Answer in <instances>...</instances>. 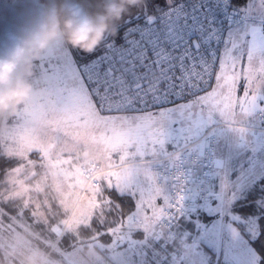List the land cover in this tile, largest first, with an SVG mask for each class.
<instances>
[{
    "label": "rangeland",
    "instance_id": "1",
    "mask_svg": "<svg viewBox=\"0 0 264 264\" xmlns=\"http://www.w3.org/2000/svg\"><path fill=\"white\" fill-rule=\"evenodd\" d=\"M139 3L142 8L146 0ZM263 4L264 0H249L241 8L245 19L237 24L244 28L228 36L227 49L222 53L214 89L229 97L231 105L226 111L218 110L205 116L191 134L181 133L183 125L173 127L163 145L154 151L130 144L113 154L101 140L103 129L80 135L72 128H65L59 114H42L39 106L49 98L55 62L71 50L58 43L45 53L34 67L33 83L38 95L16 115L4 118L0 125L1 152L18 160L8 171L7 184L0 191V256L6 257L9 264L15 257L21 258L24 248L46 252L41 243L48 245L49 240L37 231L36 223H48V216L56 207L54 203L62 216L60 223L53 227L58 238L66 231L89 223L95 211L107 204V196L100 198V189L105 187L103 181L113 168L119 170L121 180L112 183H118L122 192L132 195L137 191L159 189L162 195L158 203L161 204L166 188L152 171L154 162L212 130L218 138L217 197L206 208L211 215L209 221L203 223L205 215L199 218L206 228L203 236L194 231L195 238L186 240V244L176 239L163 246L154 240L160 216L150 215L147 221L141 216L114 228L111 243L98 240L84 252L83 245L68 251L55 248L66 264H261L256 250L233 223L234 220L246 223L251 234L256 236L257 217L244 218L233 213L231 207L244 189L264 175V146L259 138L264 133L254 135L241 125L253 124L257 113L264 108V17L260 12ZM217 118L239 126H220ZM91 164L100 172L97 187L87 186L85 171ZM19 197L23 198L19 214L5 219L2 204ZM134 229H142L138 232H143L144 236H137L138 232L133 236ZM186 229L191 230L189 226ZM119 240H124L126 245L118 246ZM97 248L108 249L109 260Z\"/></svg>",
    "mask_w": 264,
    "mask_h": 264
},
{
    "label": "snow or ice",
    "instance_id": "2",
    "mask_svg": "<svg viewBox=\"0 0 264 264\" xmlns=\"http://www.w3.org/2000/svg\"><path fill=\"white\" fill-rule=\"evenodd\" d=\"M232 2L146 0L123 24L119 39L96 55L70 51L56 60L49 98L40 112L59 114L63 126L80 135L103 129L101 140L113 154L130 144L154 151L177 125H183L181 133H193L205 116L226 111L232 103L213 87L226 37L244 28L224 23L228 16L239 18ZM113 180H121L117 168L100 190L108 193L107 215L116 219L110 228H105L107 217L96 221L98 233L111 236L124 222L166 213L156 189L133 192L135 208L124 214V192ZM138 231L143 230L134 229L132 235Z\"/></svg>",
    "mask_w": 264,
    "mask_h": 264
},
{
    "label": "clouds",
    "instance_id": "3",
    "mask_svg": "<svg viewBox=\"0 0 264 264\" xmlns=\"http://www.w3.org/2000/svg\"><path fill=\"white\" fill-rule=\"evenodd\" d=\"M140 0H107L102 12L86 11L72 0L43 7L36 17L0 46V119L16 115L38 95L33 83L35 64L54 45L92 55L109 36L128 7ZM20 264H57L39 248H24Z\"/></svg>",
    "mask_w": 264,
    "mask_h": 264
},
{
    "label": "trees",
    "instance_id": "4",
    "mask_svg": "<svg viewBox=\"0 0 264 264\" xmlns=\"http://www.w3.org/2000/svg\"><path fill=\"white\" fill-rule=\"evenodd\" d=\"M249 0H233V5L236 8H242L244 5L247 4ZM63 2V0H29L27 4V9L29 10L28 14H21L17 11V8L14 9H8L6 11L0 10V46L3 45V43L6 40V37L11 34L17 32L21 27L28 24L30 21H32L39 11L42 10L43 7L49 6L52 3L60 4ZM69 2H72V0H69ZM75 2L79 3L83 6V8L90 12V13H97L102 12L104 9L105 4L107 3V0H75ZM163 2V0H161ZM24 6L21 5L20 9H22ZM38 7V11L35 10V8ZM31 9H34L33 11ZM140 3H138L135 6L128 7V10L124 13L122 18L117 22V34L114 36L113 39H111V36L107 37L105 41L101 44V46L96 50V52L100 49H102L109 41L116 40L119 37L121 27L124 23H126L127 19L131 17L134 13L138 12L140 10ZM31 10V11H30ZM76 51L77 50H72ZM96 52L92 55H95ZM80 53V52H79ZM83 54V53H82ZM86 55V54H84ZM3 119H0V125L3 123ZM218 150V146H217ZM18 163V160L15 158L8 157L0 150V191L1 189L7 184L6 177L7 173L10 169H12L14 166H16ZM264 176V175H263ZM261 176L260 179L255 180L250 187L247 189H244L241 194L236 198V200L233 202L231 210L233 213H236L244 218L249 217H257L258 219V233L256 236H253L251 232L248 230V227L246 223L233 221V223L241 230L243 236L248 240V242L253 246V248L256 250L260 257L261 264H264V177ZM213 186L215 189H217V177L214 175V181ZM104 188V187H103ZM108 193L106 191H102L101 196H107ZM216 197L213 199V203L216 201ZM23 199L22 197L15 198V199H9L5 201L2 204V207L5 208V219H7L9 216H17L19 214V211L21 209L20 204ZM115 199V197H114ZM124 205H123V212L124 214H128L130 211H132L135 208V199L132 195H129L127 193H124L123 196ZM56 205L54 212H52L51 215L48 216V223H36V229L39 230V233H41L47 240H49V244L45 245L42 244V247H45L46 252H49V255L52 256L54 259L59 260L62 262V264H66L64 262L63 257L61 256V253L57 251L58 248L61 251H68L72 250L76 247H79L80 245H83V252L88 249L89 245L91 243H94L95 241L101 240L103 243H111L113 241V237L103 235L102 233H98V224L96 221H100L107 217V223L105 224V228H110L112 221L116 219L114 216L107 215L106 209L108 207V204H106L104 207H102L101 210H96L93 217H95V220L93 218L91 219V223L87 224H81L76 230L73 231H66L62 235V237L58 238L57 234L55 233L53 229V225H57L61 221V210ZM208 210L204 212L205 217L203 218V223H207L209 221V216L207 213ZM27 212H29L27 210ZM27 216L30 214H26ZM117 216L119 213L116 214ZM28 218L32 219L28 216ZM33 220V219H32ZM114 229V228H113ZM112 229V230H113ZM137 236L142 237L144 236L143 232L136 233ZM118 246H124L126 245V242L124 240H119ZM8 244V243H6ZM4 244L3 247L6 245ZM53 244L54 247H53ZM55 246L57 248H55ZM10 247V244H9ZM11 248V247H10ZM98 251L101 253V255L106 259L109 260V251L108 249H101L97 248ZM1 250V248H0ZM0 261L2 263L0 264H8L7 258L0 256ZM9 264H20V258L15 257L14 260H12V263Z\"/></svg>",
    "mask_w": 264,
    "mask_h": 264
},
{
    "label": "built area",
    "instance_id": "5",
    "mask_svg": "<svg viewBox=\"0 0 264 264\" xmlns=\"http://www.w3.org/2000/svg\"><path fill=\"white\" fill-rule=\"evenodd\" d=\"M28 1L0 0V10L6 11L18 7L17 11L19 13L28 14L29 10L26 7ZM21 5L24 6L22 9H20ZM232 8L239 10V18L233 21L232 16H228L224 20L225 24H237L245 19L243 11L240 8L234 7L233 2ZM31 10L33 11L34 9ZM35 10L38 11V7ZM121 34L122 30L119 37ZM220 68L221 60L215 69L213 87L219 77ZM209 71H212V69L210 68ZM217 120L220 126H239L220 118H217ZM257 122L260 125L256 130H260L264 126V110L258 112ZM217 144V135L212 130H207L193 142L172 150L154 162L152 171L158 175L159 183L166 188V194L161 202V205L166 209V213L160 216L154 233V240L161 245L168 246L176 239L181 244H186V240L195 238L194 231H196V234H201V236L205 234L206 228L200 224L202 221H199V218L203 217V213L206 211L209 203L217 195V191L213 186ZM99 173L97 167L92 166V164L86 169L87 186L97 187L100 184ZM188 226L191 230L186 229Z\"/></svg>",
    "mask_w": 264,
    "mask_h": 264
},
{
    "label": "crops",
    "instance_id": "6",
    "mask_svg": "<svg viewBox=\"0 0 264 264\" xmlns=\"http://www.w3.org/2000/svg\"><path fill=\"white\" fill-rule=\"evenodd\" d=\"M260 12L263 14V17H264V4H263V6H262ZM227 41H229L228 37H227ZM216 83H217V82H216ZM215 85H216V84H215ZM214 87H215V86H214ZM263 110H264V108H262L260 111H263ZM260 111H259V112H260ZM257 114H258V113H257ZM255 117H256V118H254V122H253V124H251V125H244V124H241V125H243L244 128L250 129L254 135H259L260 133H264V126L261 127L260 130H256V128H258L260 124L257 122V116H255ZM259 138L262 139L261 144L264 146V135H262V137H259ZM215 172H216V166H215V170H214V175H215ZM215 176L217 177V175H215ZM207 251H208V250H207ZM208 253H209V252H208Z\"/></svg>",
    "mask_w": 264,
    "mask_h": 264
}]
</instances>
